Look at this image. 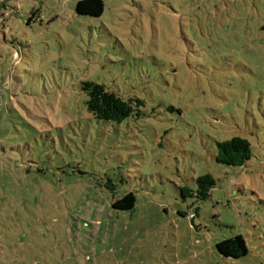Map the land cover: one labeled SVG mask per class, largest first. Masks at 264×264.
Masks as SVG:
<instances>
[{
	"label": "rangeland",
	"instance_id": "1",
	"mask_svg": "<svg viewBox=\"0 0 264 264\" xmlns=\"http://www.w3.org/2000/svg\"><path fill=\"white\" fill-rule=\"evenodd\" d=\"M79 1L0 0V264H264V0ZM85 82L141 116L97 120ZM235 137L252 159L219 165Z\"/></svg>",
	"mask_w": 264,
	"mask_h": 264
},
{
	"label": "trees",
	"instance_id": "2",
	"mask_svg": "<svg viewBox=\"0 0 264 264\" xmlns=\"http://www.w3.org/2000/svg\"><path fill=\"white\" fill-rule=\"evenodd\" d=\"M77 13L80 16L99 18L104 13L103 0H80L77 4ZM82 91L88 96L87 108L89 113L97 120L122 123L133 115L141 116V108L145 102L141 99H123L105 86L93 82L82 84ZM252 159L250 142L246 139L235 137L231 140L217 144L216 162L227 167H243ZM197 190L182 189V197H196L201 201H207L210 193L215 189L216 183L211 175H205L197 179ZM109 189L114 198L112 207L116 211L131 212L136 208L137 197L129 193L122 198L115 199V187L109 181ZM196 194V195H195ZM218 252L227 259H242L249 254L247 243L243 236L223 240L217 244Z\"/></svg>",
	"mask_w": 264,
	"mask_h": 264
}]
</instances>
